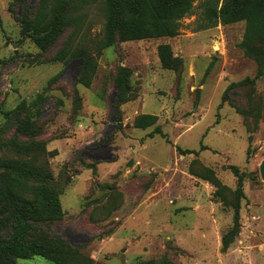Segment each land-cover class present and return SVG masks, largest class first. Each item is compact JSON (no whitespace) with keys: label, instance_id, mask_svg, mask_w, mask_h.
Segmentation results:
<instances>
[{"label":"rangeland","instance_id":"rangeland-1","mask_svg":"<svg viewBox=\"0 0 264 264\" xmlns=\"http://www.w3.org/2000/svg\"><path fill=\"white\" fill-rule=\"evenodd\" d=\"M12 1L0 0V160L51 178L2 169L0 190L57 194L62 215L43 237L99 264H264V39L246 43L245 20L205 27L204 10L224 0H194L174 37L96 55L105 17L95 7L42 50ZM70 38L95 58L86 78L81 59H55ZM23 119L35 134L19 130Z\"/></svg>","mask_w":264,"mask_h":264},{"label":"trees","instance_id":"trees-1","mask_svg":"<svg viewBox=\"0 0 264 264\" xmlns=\"http://www.w3.org/2000/svg\"><path fill=\"white\" fill-rule=\"evenodd\" d=\"M12 2L21 8L16 17L22 35L42 50L54 45L69 28L81 26L89 10L97 7L105 17L103 34L96 46V55H99L102 50L120 40L135 41L178 35L180 20L192 13L194 0H37L33 8L27 7V0ZM242 20L247 23L246 43L253 39H264V0H224L220 8L217 4L211 5L204 10L203 25L210 27L220 21L233 23ZM71 45L70 38L65 49L55 59L79 58L83 62L85 78L90 76L96 67L95 58L87 48L74 50L70 48ZM168 51V46L161 48L162 64L165 68H172L175 60L172 57L168 59ZM122 71L125 76L123 83L127 84L128 70ZM248 80L232 86L245 84ZM19 130L25 135L35 134L28 119H23ZM7 168L16 172L15 176L23 181L42 182L51 178L49 173L32 169L26 163L0 160V171L4 169L7 172ZM230 169L235 176H239L236 167L231 166ZM13 180L16 182L17 179ZM61 215L58 196L49 188H39L33 200L24 199L8 187L1 188L0 264H17L19 259L34 256L44 257L55 264H99L83 255L58 250L59 247H65L59 240L43 237L46 234L44 228ZM38 232L42 237L37 238Z\"/></svg>","mask_w":264,"mask_h":264},{"label":"water","instance_id":"water-1","mask_svg":"<svg viewBox=\"0 0 264 264\" xmlns=\"http://www.w3.org/2000/svg\"><path fill=\"white\" fill-rule=\"evenodd\" d=\"M260 174L264 178V162L260 165Z\"/></svg>","mask_w":264,"mask_h":264}]
</instances>
